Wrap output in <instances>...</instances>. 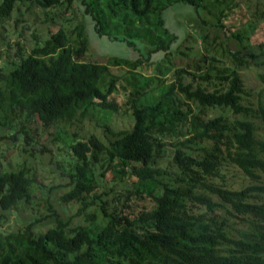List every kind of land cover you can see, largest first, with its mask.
Wrapping results in <instances>:
<instances>
[{"label": "trees", "instance_id": "obj_1", "mask_svg": "<svg viewBox=\"0 0 264 264\" xmlns=\"http://www.w3.org/2000/svg\"><path fill=\"white\" fill-rule=\"evenodd\" d=\"M75 1L89 26L74 11L63 25ZM176 3L194 10L201 42L210 27L236 40L221 41L233 66L203 54L176 64ZM34 5L46 30L8 39ZM90 30L137 57L89 59ZM259 31L258 0H0V136L20 143L8 162L0 154V223L32 203L41 183L25 156L43 151L64 181L59 200L77 204L63 218L48 203L45 229L38 217L0 229V264H264V86L253 103L240 73L258 63Z\"/></svg>", "mask_w": 264, "mask_h": 264}, {"label": "rangeland", "instance_id": "obj_2", "mask_svg": "<svg viewBox=\"0 0 264 264\" xmlns=\"http://www.w3.org/2000/svg\"><path fill=\"white\" fill-rule=\"evenodd\" d=\"M96 1H99L101 5L106 3V0ZM258 1H260L261 4L264 3V0ZM255 2L256 0H245V3L254 4ZM22 9H24V7ZM73 11L77 15L76 20H80L79 18H81V20L87 22L88 25L87 19L85 20L82 17L78 1H75L73 3L72 7H70L69 9L68 14L66 13V15L64 16L63 25H68L66 23V20L71 16ZM236 14L239 17L242 13ZM43 16V9H41L37 5L32 6L21 16L23 19H26L25 21H19L17 24H15V20H13L9 24H7L9 33L7 31L5 33V36L11 41L18 39V37L14 35L15 28L19 31L23 26H25L23 33L27 38L31 37L33 29H35V31H39L40 29L41 32H43L47 28V24L42 22ZM204 16L209 20L213 19L208 14H204ZM61 20L62 19H59V21ZM166 22L167 26L179 37L177 48L175 46V48L173 49L174 52L177 51L176 64L178 66H184L187 61H190L191 59H197V56L202 54L207 59L211 58L210 55H215L219 58V61L217 62H219L218 64L220 65H234L231 57L224 53L222 47L223 45H221V43L223 42L221 41H227L228 45L232 49H236L238 47L236 40L233 37L227 39L225 38V35L219 30L210 27L206 30L209 34L208 42H201L199 38L200 29L197 28L199 24V18L196 16L194 10L189 5L176 3L173 7H170L166 12ZM88 36L91 42L89 53L87 55L89 59L91 58L101 63H106L108 61V58L111 56L134 58L138 55V52L135 51L132 47H129L125 41L110 40L106 37L98 38L91 30L88 33ZM255 36L259 38L261 36H264V33L262 31H259ZM19 39H23V37H20ZM204 45L207 46L208 50L205 49ZM186 46L192 47V50H187ZM261 50H264V48H257L255 51H253L254 54L258 55L255 58V60L258 62L257 64L240 66V73L242 75L244 85L249 91L250 95H252L251 101L253 103H255V100L257 98L256 94L259 93L261 88L264 86V52L261 53ZM181 51H184L186 54H179L178 52ZM0 63H2L1 59ZM123 71L124 69L122 68V70H120L119 72L123 73ZM167 76H169V74ZM145 100L150 101V94L146 97ZM89 128H94L98 133L101 134L100 129L93 124H90ZM38 131L40 136L38 140L41 143L46 144L47 142L48 144V140L51 137H49L48 132H41V130ZM6 132L7 131L3 130L2 126L0 125V135H5ZM36 138H38L37 134ZM52 147L54 148V146ZM19 148L20 143L18 141V138H11L10 136H0V154H5L4 158L2 159L3 162H8L9 158H13L14 155L20 151ZM38 150H41V148ZM50 156L51 154L48 151L47 153L46 151H43V154L39 155V158L37 160L29 156H25L27 159H29L28 161H30L36 167L37 182L41 183L39 184L40 188L34 191L32 203L29 202L27 204H21L18 207L17 211L14 210L10 214H8V218L4 222L0 223L1 230L9 231L11 229L18 228L23 222L32 220L35 217H38L40 219V222H38V227L40 229H45L47 227L46 224L50 223L52 220L51 217L47 218L46 216L49 212L47 210L48 203H50L51 207L55 208L63 218H67L76 210V203H62L58 198L59 194H61L66 188L62 186L64 181L59 178V170L54 163H51ZM161 166L168 173L173 172L166 159L161 161ZM229 169V172H227L226 174L227 179L231 182L236 181L239 177V173L233 167H230ZM244 181L245 183H247L246 179ZM36 202H38V204Z\"/></svg>", "mask_w": 264, "mask_h": 264}]
</instances>
